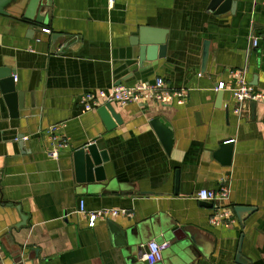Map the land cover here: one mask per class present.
Returning <instances> with one entry per match:
<instances>
[{"label": "crops", "instance_id": "crops-1", "mask_svg": "<svg viewBox=\"0 0 264 264\" xmlns=\"http://www.w3.org/2000/svg\"><path fill=\"white\" fill-rule=\"evenodd\" d=\"M32 1L8 0L1 7L6 15L0 14V68L16 71L28 111L32 103L41 111L31 127L22 120V150L13 139L20 120L9 118L0 95V239L10 236L25 261L33 255V264H131L137 253L126 254L125 231L132 228L149 237L137 262L147 264L149 242L170 243L164 231L184 229L203 248L185 264H238L241 243L244 263L264 264V107L258 105L252 121L248 105L235 115L231 93L215 90L222 82L232 85L231 72L245 70L248 82L264 91V0H238L235 13L225 15L210 9L212 0H38L30 21L25 15ZM140 27L167 31V56L159 68L122 83L161 77L187 98L183 105L113 106L122 124L109 130L99 108L83 111L82 98L109 91L127 76L128 50ZM206 42L211 60L204 66ZM154 119L172 131L170 153ZM55 126H62L69 148L54 160L46 136ZM229 140L232 160L223 165L214 154ZM90 144L105 150L109 162L105 181L88 191L76 181L73 155ZM223 186L234 188L235 205L253 210L243 221L232 212L234 224L215 227V210L231 211L230 199L218 206L197 195ZM81 200L89 212L126 214L90 228L79 212ZM22 217L27 224L17 228ZM157 230L161 235L153 236ZM159 264H176L171 246Z\"/></svg>", "mask_w": 264, "mask_h": 264}, {"label": "water", "instance_id": "water-1", "mask_svg": "<svg viewBox=\"0 0 264 264\" xmlns=\"http://www.w3.org/2000/svg\"><path fill=\"white\" fill-rule=\"evenodd\" d=\"M8 0H0V14L6 15L5 11H2L1 7ZM238 0H212L210 9L216 15H225L228 13H235L236 2ZM38 0H33L31 7L29 8L28 13L25 15V18L33 21L31 19V9L34 10L36 7ZM45 19H36L34 20L37 24H44ZM167 31L157 28L151 27H140L135 37L132 39L130 48L128 50V54L130 56L127 59V76L119 81L116 86H124L126 88H133L136 84L139 83H148L154 84L158 78L156 77L152 81H144L140 80L138 82L132 83L130 85L123 84L122 82H128V80L132 79L138 73L147 72L153 68H159L161 66V62L166 59L167 56ZM209 43L206 42L204 46L203 53V65L205 66L210 62L211 58L209 56ZM16 71L7 68H0V95L7 107V111L9 113V118L12 120H20V128L17 131V134L13 138L14 141L18 142L20 149L23 150L24 138H25V129L22 124V120L28 124L29 127L31 120L35 117L39 116L41 111L35 106L34 103L31 104L33 111H28L29 104L27 102V96L24 92L17 90L16 83ZM255 85V84H253ZM222 94H220L221 96ZM222 97V96H221ZM220 97V102L221 98ZM245 105L249 106L250 109V117L251 120L254 121L256 119L257 114V103H246ZM263 107L264 105L261 104ZM228 110V108H227ZM99 114L105 123L107 129L111 130L115 128L116 124L121 125L122 120L121 117L116 113L115 108L107 104L106 106H102L99 108ZM151 125L155 129L159 138L161 139L165 150L167 153L171 152L173 145V134L172 131L166 126L165 122L160 119H154L151 121ZM43 129L44 131L47 130ZM34 132L31 131L30 134ZM221 147L219 151L214 154V157L219 160L223 165H230L232 160L233 148L232 141H223L221 142ZM25 154V153H24ZM23 154V155H24ZM74 166H75V177L78 184L87 185V190H91V187L96 183L104 182L106 177L104 174L103 165L109 162L108 154L105 150H100L97 144H90L86 147H83L74 152ZM1 168V166H0ZM179 189V173L176 176V193H178ZM85 190V189H83ZM230 205L231 211L235 213L240 221H243L242 216L245 213L252 212V208L250 207H242L237 206L234 203V188L230 189ZM205 207L211 208L212 205L203 203ZM22 221L24 223L18 225L17 228L21 226H26L27 219L26 217H22ZM155 222L152 221V224ZM187 232V233H186ZM164 236L166 238H171L170 246L172 248V252L174 253L176 264H185L188 262L190 257H194L197 253H203V248L198 242L197 236L191 234L190 232L181 229L178 233L169 234L164 231ZM159 236L161 233L159 230L155 231L153 236ZM125 238L127 240V246L125 248V252L128 256H131L134 250H136V257H134L131 264H139L137 263L140 259V255L138 253L141 250V246L144 242L149 241V237L146 235H139L137 229H128L125 231ZM6 241L9 244L12 243L11 237L6 236L3 239H0V246L3 247L5 252L9 254V258L5 257L2 248L0 249V264H33L34 257L33 255L28 256V260H24V251L21 247L13 246L8 247L6 245ZM166 241L165 239L161 240L160 243ZM167 242V241H166ZM241 248L242 243L240 244L239 253L237 255L236 262L238 264H248L242 261L241 256Z\"/></svg>", "mask_w": 264, "mask_h": 264}, {"label": "built area", "instance_id": "built-area-1", "mask_svg": "<svg viewBox=\"0 0 264 264\" xmlns=\"http://www.w3.org/2000/svg\"><path fill=\"white\" fill-rule=\"evenodd\" d=\"M43 33L50 34L48 29H43ZM253 47L258 48L260 39L256 38L252 41ZM233 78L232 85L219 83L215 88L216 92L227 91L231 93L235 101V115H241V108L246 103H257L264 105V91L256 89L252 86L246 77V71L231 72ZM187 98L185 91L171 90L168 88L163 78H158L154 84L139 83L133 88L124 86L113 87L109 91H91L85 93L82 98V107L84 112H91L102 106L110 104L112 106L125 107L129 104H149L157 103L161 105H171L176 102L178 105H183ZM62 126L51 127L47 130L46 141L49 144L48 155L51 159H58L62 151L69 148V142L60 132ZM230 189L223 186L219 191L201 190L197 198L200 201L211 202L219 206L229 199ZM80 213L88 218V226L94 228L98 221L117 217L120 214H126L125 211L118 210H100L89 212L86 210L85 201L81 200ZM235 220L232 217V211L218 207L211 219V224L215 227L234 224ZM170 248V244L166 241L160 243L155 240L149 242L146 247V253L143 260L147 264H159L163 261L164 252Z\"/></svg>", "mask_w": 264, "mask_h": 264}]
</instances>
